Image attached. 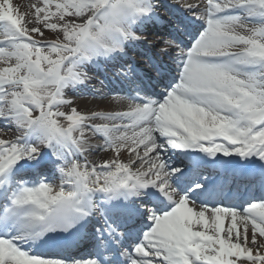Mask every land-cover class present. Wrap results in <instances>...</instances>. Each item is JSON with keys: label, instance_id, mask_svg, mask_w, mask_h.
Segmentation results:
<instances>
[{"label": "snow or ice", "instance_id": "snow-or-ice-1", "mask_svg": "<svg viewBox=\"0 0 264 264\" xmlns=\"http://www.w3.org/2000/svg\"><path fill=\"white\" fill-rule=\"evenodd\" d=\"M0 264H264V0H0Z\"/></svg>", "mask_w": 264, "mask_h": 264}, {"label": "bare ground", "instance_id": "bare-ground-1", "mask_svg": "<svg viewBox=\"0 0 264 264\" xmlns=\"http://www.w3.org/2000/svg\"><path fill=\"white\" fill-rule=\"evenodd\" d=\"M13 4L19 8L21 12H25L28 10L29 5L34 2V0H12ZM106 93L108 91L104 90ZM69 98L76 100L78 104H80L82 107L87 104L91 107H96L99 105H107V104H113L115 106V102L112 101L111 97H108L104 100H101L99 96H93L91 92H88L87 94H80V93H72L71 91L68 93ZM105 155V154H104ZM102 153L97 154L96 156L90 157V159H96L99 160L102 156H104Z\"/></svg>", "mask_w": 264, "mask_h": 264}, {"label": "rangeland", "instance_id": "rangeland-1", "mask_svg": "<svg viewBox=\"0 0 264 264\" xmlns=\"http://www.w3.org/2000/svg\"><path fill=\"white\" fill-rule=\"evenodd\" d=\"M104 155V153H102ZM96 156V155H95Z\"/></svg>", "mask_w": 264, "mask_h": 264}]
</instances>
